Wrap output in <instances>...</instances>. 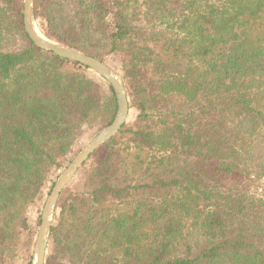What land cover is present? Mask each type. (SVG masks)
<instances>
[{"label":"trees","instance_id":"obj_1","mask_svg":"<svg viewBox=\"0 0 264 264\" xmlns=\"http://www.w3.org/2000/svg\"><path fill=\"white\" fill-rule=\"evenodd\" d=\"M50 40L121 56L132 125L59 203L44 264H264V0H34ZM23 43L11 50V41ZM117 100L37 48L0 0V264H31L26 211Z\"/></svg>","mask_w":264,"mask_h":264},{"label":"water","instance_id":"obj_2","mask_svg":"<svg viewBox=\"0 0 264 264\" xmlns=\"http://www.w3.org/2000/svg\"><path fill=\"white\" fill-rule=\"evenodd\" d=\"M35 16L33 10V0H23V25L29 40L39 49L50 52L61 58L78 63L87 67L104 80H106L114 91L117 100V113L113 122L95 136L70 162L65 170L59 175L49 193L41 214V222L35 242V251L32 264H44L45 250L51 231V222L59 198L65 187L74 178L77 172L84 166L90 157L108 140L113 138L124 126L129 106L121 80L104 62L96 60L84 53L65 46L60 43H54L41 37L36 31Z\"/></svg>","mask_w":264,"mask_h":264},{"label":"rangeland","instance_id":"obj_3","mask_svg":"<svg viewBox=\"0 0 264 264\" xmlns=\"http://www.w3.org/2000/svg\"><path fill=\"white\" fill-rule=\"evenodd\" d=\"M34 1V0H33ZM23 2V0H22ZM42 24L43 20L42 19H36L34 21V25L36 28V31L42 35L43 38L50 40L47 36L44 35V32L42 30ZM52 41V40H50ZM54 43H58L56 41H52ZM61 44V43H60ZM23 47V43L14 40L11 41L9 44V48L11 50H19ZM123 58L121 56H116L112 55L109 56L105 60V64L110 67V69L115 73V75L121 80L120 77V68H121V61ZM96 73V72H95ZM97 74V73H96ZM98 75V74H97ZM100 76V75H99ZM101 77V76H100ZM102 78V77H101ZM122 83V81H121ZM134 112L133 110H129L127 114V119L126 122L132 123L134 122ZM107 127V126H106ZM106 127H91V128H84L78 135L76 142L72 146L70 152L60 160V165L59 167L53 169L50 174L47 177V181L45 183V186L42 188V191L39 196L34 197L32 199V203L29 204L27 211H26V218H27V224L29 226V234H30V243L28 246L23 247V252L22 254L27 250V252L31 253V264L34 258V251H35V242L37 239L39 227H40V222H41V214L43 211V207L45 204V201L51 192V189L54 185V183L57 181L59 175L65 170V168L70 164V162L75 158V156L95 137L97 136L103 129ZM103 157L102 151L98 149L91 157L90 159L84 164V166L77 172V174L74 176V178L70 181V183L65 187L63 190L59 201L57 203V206L59 203L64 202L66 199H72L77 197V195L81 192L82 190V185L84 182V176L86 170L94 163V162H99ZM81 195V194H79ZM56 206V208H57ZM56 208L54 211V214L56 212ZM54 224V215L52 218L51 226ZM51 233V231H50ZM50 238V236H49ZM50 252L49 248V239L47 242L46 250H45V258L48 256ZM16 264H26L23 259L19 260L16 262Z\"/></svg>","mask_w":264,"mask_h":264},{"label":"bare ground","instance_id":"obj_4","mask_svg":"<svg viewBox=\"0 0 264 264\" xmlns=\"http://www.w3.org/2000/svg\"><path fill=\"white\" fill-rule=\"evenodd\" d=\"M39 34V33H38ZM41 37H42V35L41 34H39Z\"/></svg>","mask_w":264,"mask_h":264}]
</instances>
